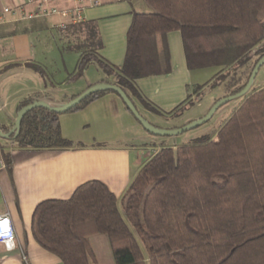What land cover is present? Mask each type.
<instances>
[{"label":"trees","instance_id":"trees-1","mask_svg":"<svg viewBox=\"0 0 264 264\" xmlns=\"http://www.w3.org/2000/svg\"><path fill=\"white\" fill-rule=\"evenodd\" d=\"M144 1L152 11L132 14L121 65L110 64L93 47L80 51L71 80L96 64L137 109L138 103L162 114L134 80L170 71L169 31L180 32L189 70L241 66L253 59L252 70L264 56V0ZM88 33L95 34L93 28ZM31 66L44 76L43 69ZM110 91H94L68 111ZM190 97L168 114H178ZM34 100H22L17 110ZM59 114L32 107L22 116L18 134L7 139L36 148L72 146L60 132ZM31 230L62 264H90L93 234L108 237L115 264H264V86L244 95L214 139L204 134L154 153L123 194L121 209L104 183L89 180L68 198L39 202Z\"/></svg>","mask_w":264,"mask_h":264},{"label":"crops","instance_id":"crops-1","mask_svg":"<svg viewBox=\"0 0 264 264\" xmlns=\"http://www.w3.org/2000/svg\"><path fill=\"white\" fill-rule=\"evenodd\" d=\"M24 1L0 0V6ZM66 2L58 0L60 5ZM145 4L144 0L107 1L87 8L84 22L63 30L50 28L54 18L20 20L13 13L6 14L0 20V127L9 129L13 125L18 104L26 98L60 106L88 86L110 80L101 71L89 74L90 66L96 64H90L81 76L71 80L81 53L73 52L72 60L49 59L38 50L35 40H53L58 46L60 39L72 38L63 31L68 35L77 30L88 34L93 28L94 52L112 65H121L132 14L150 12ZM166 44L170 71L134 80L142 96L164 114L184 103L193 83L180 32L169 31ZM158 48L162 56L159 40ZM53 63L55 68L48 70L47 65ZM31 65L45 67L47 72L41 76ZM136 105L141 115L143 111L154 114ZM58 122L62 136L71 140L72 146L36 148L0 138V214L9 215L15 233L14 248L6 249L0 243V264H62L33 237L31 217L35 206L45 199L68 198L80 184L98 180L117 197L121 209V198L141 166L168 140L146 134L112 91L79 110L60 113ZM89 241L93 250L90 264H115L106 235H90ZM99 251H103L102 257L96 256Z\"/></svg>","mask_w":264,"mask_h":264},{"label":"rangeland","instance_id":"rangeland-1","mask_svg":"<svg viewBox=\"0 0 264 264\" xmlns=\"http://www.w3.org/2000/svg\"><path fill=\"white\" fill-rule=\"evenodd\" d=\"M146 6V4H145ZM148 10L152 11L149 6H146ZM260 18L264 20V8L260 12ZM67 33L68 36H72V38L60 39V44L57 46L54 41H48L37 39V48L40 52L45 53L47 58H69L72 60L74 57L73 52H80V51H87L92 49L96 45V38L94 33H88L87 31H76V36H73L72 33L68 35V31H63ZM46 34V33H45ZM86 36V37H85ZM264 43V40L261 44ZM70 45L67 47V45ZM260 44V45H261ZM72 47V48H70ZM74 50L69 52L70 50ZM47 50V51H46ZM53 62V59H52ZM253 59L247 61L243 65H234L230 67H206V68H199L191 70V80L192 85L188 89V93H191V97L189 100L184 104L182 110L176 114H157L162 117L155 116L154 114H148L144 111L142 112V116L152 125L160 128L171 127V126H183L188 122L196 120L202 117L211 107V105L219 98H223L227 95H230L231 91L234 90L239 84L244 82L247 78L249 72H251V65ZM60 66V62L58 63ZM45 66V65H44ZM47 69L49 67H54V63L47 65ZM47 69L44 67V72H47ZM96 71H101L97 65H92L89 68V74H94ZM102 72V71H101ZM32 73V72H31ZM103 73V72H102ZM33 77H37L36 73H32ZM200 85V88L197 91H194V85ZM264 86V62L260 65L257 70V73L254 77L252 85L250 87L251 90H256L260 87ZM244 95L241 97H237L228 101L218 107L213 115L205 122L200 124L197 127L185 130L176 135L172 136H163L164 139L167 140V144L165 143L164 146H171V144H185L190 142L192 138L201 136V135H208L210 138L214 139L216 137V132L218 128L223 124V122L230 116L233 110L241 103ZM139 123V122H138ZM140 124V123H139ZM141 125V124H140ZM142 129L143 126L141 125ZM146 134H150L155 137H161L158 135H154L149 133L147 130H143ZM145 156L143 157L144 160ZM103 251H99L96 253L97 257H102ZM93 264V263H91Z\"/></svg>","mask_w":264,"mask_h":264},{"label":"water","instance_id":"water-1","mask_svg":"<svg viewBox=\"0 0 264 264\" xmlns=\"http://www.w3.org/2000/svg\"><path fill=\"white\" fill-rule=\"evenodd\" d=\"M263 62H264V56L259 58V60L255 63L245 85L239 91H237L233 94L227 95L223 98H219L218 100H216L211 105L209 110L202 117H200L196 120H193L191 122H188L187 124H185L183 126H179V127H175V128H160V127H156V126L150 124L141 115V113L138 111V109L134 105L133 101L128 97V95L124 92V90H122L119 86H117L113 83H109L107 81H101V82H98V83H95V84L88 86L83 91H81L79 94L73 96L67 102H65L64 104H62L60 106H52L43 100H34L31 103L22 106L20 109L17 110L16 116L14 119V123L8 129V131L4 132L0 129V138L7 139L11 136H16L18 134V131H19V126H20V121H21L22 116L28 110H30L32 107L43 106V107L49 108V109L54 110V111L59 112V113L66 112L69 109H71L73 106H75L76 104L81 102L90 93H92L94 91H98V90H111V91H114L115 93H117V95L121 98V100L123 101L125 106L131 112V114L143 126V128L145 130H147L149 133H152V134L158 135V136L176 135V134H179L181 132H184L185 130L199 126L203 122L207 121L213 115L214 111L218 107H220L221 105H223L224 103H226L228 101H231L234 98L241 97V96L245 95L249 91V89L252 85V82L254 80V77L257 73V70Z\"/></svg>","mask_w":264,"mask_h":264},{"label":"built area","instance_id":"built-area-1","mask_svg":"<svg viewBox=\"0 0 264 264\" xmlns=\"http://www.w3.org/2000/svg\"><path fill=\"white\" fill-rule=\"evenodd\" d=\"M63 5L58 0H25L22 3L0 6V20L13 13L20 20L34 18H54L51 29L63 30L85 21L84 11L111 0H66ZM0 243L6 249L15 246V233L8 214H0Z\"/></svg>","mask_w":264,"mask_h":264}]
</instances>
